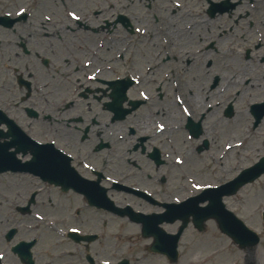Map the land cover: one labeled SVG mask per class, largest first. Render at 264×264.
<instances>
[{"label": "rangeland", "instance_id": "1", "mask_svg": "<svg viewBox=\"0 0 264 264\" xmlns=\"http://www.w3.org/2000/svg\"><path fill=\"white\" fill-rule=\"evenodd\" d=\"M149 1H122L120 11L131 21L132 31L129 32L122 28L120 36L115 41L117 43L115 46H110L114 41H106L104 48L97 52L96 64L91 57L84 54L70 55L69 52H66L67 54L56 52L55 54L58 56L57 63L64 61L65 58L72 60L79 56L80 62L65 63L64 66H68L71 71H74L75 66L80 67L78 76L81 79L85 75L94 73L106 79L134 77L139 81V84L134 86L135 88L128 95L129 99L144 101L143 98L147 97L148 100H145V104H141L138 109L127 115L124 120L115 123L110 121L113 115L105 111V116L102 117L104 134L107 137L111 134L110 136L114 138V141L106 140L110 144V149L106 148L98 153L92 152L93 141L96 140L79 135V131L75 130V127L79 126L76 123L71 125V130L75 133L70 134L67 125H58L54 135L62 146H71L73 149H69L70 151L81 154V156H88L97 166L106 160V167L102 170L107 179L144 191L160 203L166 201L172 203L175 200L181 201L197 195L206 187L219 186L232 180L241 170L253 165L261 156H264V120L255 128L251 115L247 120L234 121L244 99L250 97L253 102L254 99L264 97L260 94V92H264V89L257 88L264 85V0H229L235 4V8L224 15L216 13L213 18L208 14L207 0ZM211 1L220 3L227 0ZM98 3L101 2L98 1ZM18 5L17 0H0V13L7 9L10 12H16ZM165 26L172 28L169 35L168 31L165 32ZM190 26L191 28H189ZM206 26H208V32L212 33L211 37L204 29ZM16 28L17 32H20L21 26L18 25ZM187 30H196L194 42L191 43L183 39L180 33L181 38L177 37L172 40L174 33L180 31L184 33ZM0 32L2 31L0 30ZM116 32L113 35L114 40L118 36ZM6 35V39L11 44L16 43L13 47H17L19 42L17 35H13L11 32ZM91 37L100 36L97 34L96 36L91 35ZM168 38L172 45H167ZM0 39H5L2 33H0ZM97 40L93 45H96ZM4 47H10V45ZM30 47H34V45ZM41 47H49V45L46 42ZM77 47L84 46L79 43ZM108 47L114 48L108 51ZM86 61L90 62L89 67H82ZM222 64L228 65V68L225 67V82L220 79L218 71V67L221 68ZM60 65L61 63L58 64V66ZM201 65L207 69L203 71ZM239 65L241 68H238ZM190 67L193 69L191 73L188 72ZM61 68L64 69V67ZM208 71L214 73L217 71L218 74L207 77ZM194 77H197V80L193 84L192 96L198 95L196 92L201 93L205 87L212 90V95L209 98L198 97L197 101L201 103L191 102L192 109L206 103V99H209L211 104H215L217 101L221 102L223 106L215 108L216 113L212 117L206 113V117L202 120L204 132L197 139L188 137L183 127L181 130L167 132L170 125H175L174 120L164 121L161 118H164L163 113L165 112L157 113L162 109L167 111L168 103L173 100L176 92V83L180 81L183 86L189 87L192 86ZM247 79L251 83L249 91L243 90V95L236 98L240 101H228V98L235 97L231 94V92L234 93V90L227 95L225 92L223 93L222 89L227 81H232L241 87L240 82L244 83ZM87 85H91L92 88H103L102 85ZM104 87L107 88V86ZM217 88L220 92L215 90ZM243 88L242 86L241 89ZM109 93L107 90L106 96L102 92L96 94L101 97V101L108 102ZM86 101L82 99L79 100V103ZM229 105H232L234 114L227 118L224 117V112ZM97 107L96 103L92 102V111H86L85 114L92 116L98 109ZM243 107L246 114L249 115L248 105ZM176 109L183 118V112L178 107ZM84 110L85 107L81 108L82 112L78 107L73 108L68 111L72 113L68 117L76 115L77 112L84 117ZM206 111L207 109L204 110V112ZM149 114L161 115V118L155 122L150 118L145 119ZM200 119L202 118H196L197 122ZM99 121L102 126L101 118ZM176 122L179 124V119ZM145 123L147 124L145 125ZM158 124H163L162 132L158 131L161 130L157 127ZM149 126L152 129L148 135L142 134L143 130L149 131ZM82 138L87 139V142H83ZM143 138L147 139L143 142L144 153L141 148L134 149L140 143L139 140ZM204 140L208 141L209 148L198 153L196 149ZM154 147L160 149L166 164L162 163L157 166L149 157ZM174 157H179V163L172 162ZM6 177L0 176V209H6L3 216L0 217V233L8 228L14 217L8 209H15V206L22 202L21 197L15 191L26 194L35 189L33 183L27 182L29 179L19 180L14 184V180L10 182ZM163 178L166 179L165 182L162 181ZM111 184V181L108 180L101 182V186L108 189L107 196L116 206L124 208L126 205H131L134 209L147 214L153 213V211L161 212L160 209H163L131 193L117 191L111 187ZM118 187L123 189L121 185ZM125 190L128 191V189ZM224 201L229 209L244 218L250 228L260 235L259 245L253 250L243 252L228 240L216 239L214 247L209 243L208 237L200 239L204 233L192 241L194 238L192 233H189L187 241H182L180 244V259L177 264H190V261L198 259L202 261L206 257L208 262L205 264H264V224L261 218V213L264 211V176L255 183L245 186L236 196L227 197ZM84 205H86L85 200L72 192L62 194L59 191L55 192L54 189L51 193L48 190L41 191L33 209L36 216H46L49 220L37 222L33 218L26 217V225H30L32 220L35 228L29 230L22 227L19 229L15 241L30 240L41 236L39 245L34 250L37 264L51 262L54 264H84L75 258L67 257V255L59 258L61 260L57 259V253H64L66 250L74 248V245L68 242L63 233L72 227L71 225H75L72 221L75 210L94 209L86 208ZM97 220L100 227H96ZM50 223L54 228L61 229L62 233L56 235L50 231L48 226ZM211 223L215 226L214 222ZM213 225L208 223V232ZM82 226L87 230H100L102 234H105L107 251L103 257L105 260L115 262L118 259L127 258L131 264H170L164 257L148 253L147 246L150 245V240L142 239L140 229L125 219L102 211L99 213L90 211L83 220ZM47 233L52 235V239L47 238ZM194 235L197 236L196 233ZM194 242H196L195 246ZM4 244L3 241V249L1 248L0 251H5V264H19L16 258L6 250V244ZM42 249L46 251L42 253ZM213 254H216L214 260L211 259Z\"/></svg>", "mask_w": 264, "mask_h": 264}, {"label": "flooded vegetation", "instance_id": "2", "mask_svg": "<svg viewBox=\"0 0 264 264\" xmlns=\"http://www.w3.org/2000/svg\"><path fill=\"white\" fill-rule=\"evenodd\" d=\"M17 1L21 13V28L18 33L19 42L17 47H4L10 45L9 41L4 39L0 47V114L12 120L31 137L44 140L40 142L53 143L58 149L67 153L71 157L72 165L81 176L92 180L96 179L99 174L102 179L104 173L101 169L105 167V160L101 162L100 166H97L88 156H81V154H75L70 151L69 149H73L71 146H62L54 135L58 125H67L70 130L68 132L70 134L75 133L71 130V125L76 123L79 126L75 127V130L79 131V135L96 140L93 141L92 152L98 153L103 149L110 148V144L106 141L107 136L104 134L105 129L102 122L104 105L101 106L102 110L100 111V104L96 100L79 103V100L82 99L94 100L97 98L101 100V97L95 94L101 92L102 89L100 87L95 89L88 87L84 83L89 81L86 75L82 79L76 76L79 67L75 66V72H71L68 66H64L65 63L80 62L79 56L72 60L65 58L64 61L60 62L61 65L58 66L60 63L56 62L58 56L55 54L56 52H60V54L69 52L70 55L84 54L97 63V52L104 48L99 46L105 45L106 41H114L112 44L114 45L120 36L122 29L120 19L122 12L120 9L122 8L123 0ZM98 1L101 3H98ZM128 1L131 2V0ZM72 15H75L78 19L72 20ZM115 32L118 36L114 40L113 35ZM41 34H43L44 38H41ZM97 34L100 37H91V35L96 36ZM96 40V45H93ZM46 42L49 47H41ZM79 43H82L84 47H77ZM32 45L34 47H30ZM61 67H64V69ZM21 78L31 84L29 95L27 94V87L18 83ZM90 82L100 86L105 84V79L97 75ZM74 84L79 88L76 93L78 99L72 101L71 105L66 109L59 108V102L71 100L73 95L72 86ZM86 86L88 88L84 90ZM81 92L85 96L80 97ZM89 94H92V97ZM92 102L96 103L98 109L94 111L95 113L92 116L91 114L86 115V111H92ZM76 107L80 109V112H82L81 108L85 107L84 117L79 112L72 117H68L72 115L68 111ZM27 109L32 110L36 116H29ZM99 118H101L102 126ZM67 126H65L66 129ZM0 127L5 135H8L4 136L2 140H7L8 142L13 140L12 135H9L11 130L8 126V120L3 121ZM96 129L100 131L96 132ZM13 136L16 137L15 135ZM82 140L84 139L82 138ZM83 142H87V139ZM85 165H91L92 169L86 168ZM90 211L92 210L83 209L82 211H76V215L81 217L82 220L79 222L80 227L84 228L82 226L83 220ZM96 227H99L98 222ZM175 230L176 228L168 232L174 233ZM95 244L97 245L96 247H94ZM78 247V256L82 257L86 264V257L89 254L93 258L105 256V242L102 236H99L92 245L82 244L78 245Z\"/></svg>", "mask_w": 264, "mask_h": 264}, {"label": "water", "instance_id": "3", "mask_svg": "<svg viewBox=\"0 0 264 264\" xmlns=\"http://www.w3.org/2000/svg\"><path fill=\"white\" fill-rule=\"evenodd\" d=\"M114 91L111 94L112 102L110 103V109L115 112L116 118L121 119L124 118L127 114L131 113L135 110L138 105L131 103L133 107L131 109H123V103L127 101L126 91L132 82L129 81L125 85H121V83H114ZM228 116L232 115L231 108L228 110ZM189 129L192 134L195 136L200 135V125L190 124ZM207 142L205 143V146ZM31 153L35 156L31 161V165L34 169H36L40 173L47 174V170L49 169V162L46 159H49L48 156H51L49 152H43V149L38 147L30 148ZM47 156V157H46ZM40 158V159H39ZM3 160H0V165L3 164ZM36 163V164H34ZM1 168V167H0ZM264 173V158L257 164L255 167L245 170L235 181L225 186H221L218 189H214L213 191H209L212 193L204 192L198 198L191 199L183 203L182 205H165L166 209H169L167 212L168 216L181 215L180 218H184V224L181 228V231L187 226L189 221V216H194V223L196 227L199 229L202 228L203 223L208 219L214 218L217 220L221 231L227 235H230L236 243H239L241 246H250L253 247L257 245L259 239L253 234L251 231L245 229L243 223L237 219L234 215L226 210L225 205L223 204L222 198L226 195H234L241 187H243L247 183L254 182L257 178ZM51 180V179H49ZM69 184L70 186H67ZM74 187L76 190L86 193V188L76 187L75 181L72 180L70 182H65L64 187ZM96 197V195H91L89 192L86 193V196L91 205H95L98 207H102L104 209H114L116 212H122L121 210L114 207V204L105 196ZM205 201H209L208 206L200 208L199 204L204 203ZM194 202V205L191 204ZM129 209V208H128ZM200 209V210H199ZM138 220V219H137ZM145 227H152L157 225L153 219L144 222ZM146 229V228H145ZM177 237L175 240L177 241ZM175 242L173 243V248L171 246V242H168L166 239L157 236L156 243L153 246L154 251H158L161 253L168 254L172 260H176L177 253L175 251ZM127 264V262L123 263Z\"/></svg>", "mask_w": 264, "mask_h": 264}, {"label": "bare ground", "instance_id": "4", "mask_svg": "<svg viewBox=\"0 0 264 264\" xmlns=\"http://www.w3.org/2000/svg\"><path fill=\"white\" fill-rule=\"evenodd\" d=\"M189 28H191V26ZM171 29L172 28L165 26V32L167 33V31H168V35H169ZM204 29L208 33V36L211 37L212 33H209L208 32V26L204 27ZM179 33L182 35V38L183 39L188 40L191 43L196 40V30H194V31L187 30L184 33H183V31H180L178 33H174L172 35V40H175L177 37H180L181 38V35ZM170 44H171V40L168 38L167 45H170ZM109 50H110V48H108V51ZM192 53H193V51H192ZM201 67L204 69L203 71H205L207 69L203 65H201ZM219 67H218V71H219L220 79H222V81L225 82L226 81V79H224V75L226 73L225 67L228 68V65L227 64L226 65L225 64H222V67L221 68H219ZM238 68H241V65H239ZM192 70H193L192 67H190L189 70H188V72L191 73ZM215 74H218L217 71L215 73L213 71H208L207 77L214 76ZM196 80H197V77H194L193 78V82H192V86L190 85L189 87H185V86H183L181 84L176 85V87L178 88L177 90L179 92V95L174 96L173 97V100L168 103V109H167V111H165V113H163L164 118H161V115L149 114V116H146L145 119L150 118L154 122L157 119H160V118L163 119L164 121H168V122L170 120L171 121L174 120V123L175 124L177 123L176 120H178V119H179V122L178 123L181 124L184 121V118L185 117H190V118H192V119L195 120L198 117V114L200 112L206 110L211 103L206 102V103L202 104L200 107H195L191 111L189 110L188 113L187 112H184L183 113V118H181V115H180L179 111H177L176 107L179 106V107L182 108V105H185L186 107H188L191 102H194V103L195 102H199V103H201L200 101H197V98L198 97L202 99L204 97L207 98V97H210L212 95V90H210V89H208V88L205 87L204 89L201 90V93L196 92L198 95L192 96V93H193V84L195 83ZM233 86H234V83L232 81H227V84L224 85V88H223L222 91L223 92H226V93H229V92H231L234 89ZM215 90L216 91L217 90L219 91L218 88L215 89ZM233 97H236V95H233ZM234 100L237 101L236 98H234ZM248 102H249L248 100H244L243 101V106L244 105H247ZM243 106H240L239 107L238 112L236 114V117H235L234 121L237 122V121H242V120H245V119L247 120V118H249V115L246 114V111L244 110V107ZM207 112L210 114L209 117H212L216 113V112H212L211 110H210V112L209 111H207ZM165 117H167V118H165ZM147 123H145V125ZM179 124H177V125H179ZM211 124H213V122H211ZM148 128H149L148 130L151 131L152 127L149 126ZM171 130H172V132H174V130H176V131L177 130H181L180 129V125L179 126H171V127H169L168 128V131L170 132ZM95 131L96 132H99L100 130L96 129ZM145 132H147V131L146 130H143L142 131V134H144ZM227 146L228 145H226V147ZM172 162L173 163H179V157H174L173 160H172ZM173 202H176V201H173ZM190 233L193 234L192 231H190ZM217 235H218V233L216 232L215 228L214 227H211L209 229V232L208 233L204 234L203 236H200V239L203 238V237H208L211 240H216V236ZM195 244H196V242H194V246H195Z\"/></svg>", "mask_w": 264, "mask_h": 264}, {"label": "snow or ice", "instance_id": "5", "mask_svg": "<svg viewBox=\"0 0 264 264\" xmlns=\"http://www.w3.org/2000/svg\"><path fill=\"white\" fill-rule=\"evenodd\" d=\"M73 18H75V17H73ZM73 231H75V229H73Z\"/></svg>", "mask_w": 264, "mask_h": 264}]
</instances>
